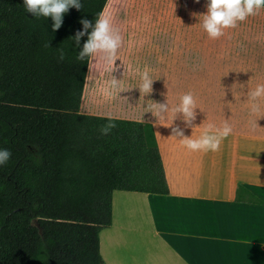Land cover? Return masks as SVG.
<instances>
[{
	"label": "crops",
	"instance_id": "crops-1",
	"mask_svg": "<svg viewBox=\"0 0 264 264\" xmlns=\"http://www.w3.org/2000/svg\"><path fill=\"white\" fill-rule=\"evenodd\" d=\"M151 1L156 10L127 13L116 57L93 63L92 56L88 72L107 69L109 81L139 85L148 70L152 91L126 95L120 111H98L90 101L88 114L151 123L169 193L114 191L101 255L106 264H264V98L253 112L246 95L264 83V8L210 39L196 19L206 0ZM189 91L199 107L195 124L231 126L217 151H189L170 136L172 126L185 127L180 114L170 125L173 111L157 118L147 107L175 108ZM238 186L262 203L237 201Z\"/></svg>",
	"mask_w": 264,
	"mask_h": 264
},
{
	"label": "trees",
	"instance_id": "trees-1",
	"mask_svg": "<svg viewBox=\"0 0 264 264\" xmlns=\"http://www.w3.org/2000/svg\"><path fill=\"white\" fill-rule=\"evenodd\" d=\"M81 2L53 31L22 0H0V148L12 153L0 166V264H106L113 192L169 193L151 123L113 118L101 135L108 117L80 110L91 57L75 59L79 20L128 0ZM236 200L262 203L242 186Z\"/></svg>",
	"mask_w": 264,
	"mask_h": 264
},
{
	"label": "clouds",
	"instance_id": "clouds-1",
	"mask_svg": "<svg viewBox=\"0 0 264 264\" xmlns=\"http://www.w3.org/2000/svg\"><path fill=\"white\" fill-rule=\"evenodd\" d=\"M25 12L30 13L35 18H51V28L53 31L59 29L63 23V16L70 8L77 10L82 8L81 0H22ZM205 11L196 14L197 23L206 32L210 39H216L224 35V29L233 28L238 22L245 21L249 16L256 15L258 11L264 8V0H206ZM79 23L81 29L74 34V40L79 46L81 37L87 36L82 47L76 53L75 59L85 61V58L92 57L97 53H104L106 58L113 60L121 44V36L110 23V17L104 14H97L94 21L81 17ZM60 59H64V53L60 50ZM154 79L148 70H144L140 75V83L137 88L140 92L148 94L152 91V82ZM120 80L113 78L110 81L112 88L119 86ZM250 110L255 112L259 109L258 101L264 98V83L257 84L254 88L247 91ZM153 101V100H152ZM150 107L156 112V117H166L171 110L174 116L170 125L177 114H180L181 122L185 125L181 128L179 124L171 127V135L192 152L217 151L222 139L227 137L232 129L225 121L218 125L214 122L195 124L199 108L192 92H186L179 98V103L175 108L170 109L168 101L155 102ZM153 114V113H152ZM115 124L113 118L109 116L106 122L100 126L101 135H108ZM185 128H191V134H185ZM198 128L199 134L193 136V129ZM12 153L7 148H0V166L5 165L11 158Z\"/></svg>",
	"mask_w": 264,
	"mask_h": 264
},
{
	"label": "rangeland",
	"instance_id": "rangeland-1",
	"mask_svg": "<svg viewBox=\"0 0 264 264\" xmlns=\"http://www.w3.org/2000/svg\"><path fill=\"white\" fill-rule=\"evenodd\" d=\"M154 3L155 2L151 0H128L126 12L123 8L118 9L117 6H113L109 12L112 27L118 32L122 31V29L126 27H129V22L126 21V17H128L127 13L130 18V16L134 17L135 14L137 15L140 12L154 11L156 10ZM105 61L106 60L104 59V61L101 62L103 63ZM165 86L175 87L177 85ZM178 86L186 87L187 85ZM137 87L138 85L119 84L117 88H112L110 81L107 78V69L106 71L105 69H101V71H99L98 68H91V71L88 72L86 78L85 90L81 102V110L88 114L93 107L90 106V101L92 103L93 101H96L98 107L95 109L98 111L108 112L111 109L120 111L125 108L123 99L126 97V95L128 96L132 92H135V94L140 92L139 88Z\"/></svg>",
	"mask_w": 264,
	"mask_h": 264
}]
</instances>
